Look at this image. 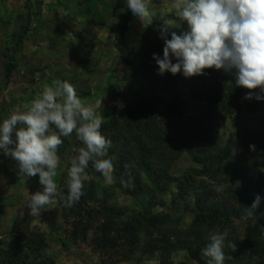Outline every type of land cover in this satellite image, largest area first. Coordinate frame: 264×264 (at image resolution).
Instances as JSON below:
<instances>
[{
    "label": "trees",
    "instance_id": "16d2710c",
    "mask_svg": "<svg viewBox=\"0 0 264 264\" xmlns=\"http://www.w3.org/2000/svg\"><path fill=\"white\" fill-rule=\"evenodd\" d=\"M118 9H122L119 23L111 29L117 41L118 64L123 74H139L145 87L152 91L146 95L142 94V88L141 92L127 91L128 105H112L110 117L104 120L100 134L112 144L105 160L111 159L113 163V186L138 201L141 208L127 212L126 208L112 201L107 186L98 190L95 179H90L85 183L84 196L79 203L67 207L58 198L64 224L73 214V220L68 223L70 231L60 239V244L66 247L80 240L101 257L100 264H105L107 259L119 260L120 254L126 261H131L136 254L152 253H157L160 264H181L172 260L177 250L186 252L196 264H206L208 258L200 252L209 242L205 232L232 227L237 220L241 225V238L236 233L232 237L236 245L234 251L224 248V264H251L247 261L250 253L264 251V237L260 231V226H264V198L256 209H248L257 195L264 197V173L257 178L249 174L251 167L264 169V118L257 120L256 126L253 117L248 118L246 114L264 109V101L244 99L249 91L235 84L232 73H227L221 84L211 81L208 72L204 76H192V81L202 92L191 95H201L206 104V111L199 115L201 126L196 127L197 118L187 121L181 115L184 102L176 86V77L180 73L159 75L152 59L153 53L162 55L161 23L153 21L142 32L138 46L129 48L124 41L130 22L125 0H112V13ZM30 20L28 9L25 22L12 32L3 50L4 87L13 80L17 67L15 55L29 31ZM2 89L0 87V91ZM159 98L166 102L163 110L152 106ZM225 121H229L234 130L223 141L220 128ZM60 138L63 142L57 147V154L63 155L69 150V142L66 136ZM250 145L255 146L254 150H250ZM80 147L83 145L76 144L71 159L78 155ZM185 153L190 155L195 167L174 176L171 168ZM91 167L87 175L96 174L103 181ZM121 177L125 180L131 178V185L123 187ZM211 181H220L227 195L214 199ZM170 185L177 189L172 197L184 198L191 192L196 194L195 218L182 238L174 227L177 221H173L169 214L151 212L156 204L162 203L159 197L168 191ZM62 186L61 192L67 195L65 178ZM7 207L0 198L1 216L5 215ZM248 212L253 214L243 220ZM157 231L161 237L156 236ZM89 234L92 237L88 240ZM8 237L9 242L4 245L0 239V264H24L27 261L54 264L53 257L47 253L48 237L45 233L24 230ZM109 264L117 263L110 261ZM253 264H264V261L259 259Z\"/></svg>",
    "mask_w": 264,
    "mask_h": 264
},
{
    "label": "rangeland",
    "instance_id": "374dc122",
    "mask_svg": "<svg viewBox=\"0 0 264 264\" xmlns=\"http://www.w3.org/2000/svg\"><path fill=\"white\" fill-rule=\"evenodd\" d=\"M111 2L112 0H0V87L3 88L0 91V121L8 118L15 111H25L24 105L29 104L46 85L52 86L55 80L71 83L82 103L91 106L103 122L110 117L114 103L117 107L128 105L127 91L141 92L142 88L144 95L152 91L145 87L144 80L139 74H123L122 67L118 64V50L115 46L117 41L111 29L119 23L122 9L112 13ZM172 2L173 0H151L153 21L162 24L166 18H176L175 10L171 7ZM28 9L31 14L29 31L15 55L17 67L13 80L4 87L3 50L8 45L12 32L25 22ZM185 27L186 25H182L181 30ZM144 30L130 15L124 40L126 47L136 48ZM202 71V76L208 72L211 81L217 84H221L227 78V73L222 70L209 68ZM176 86L184 102L182 117L187 121L197 118L196 127L201 126L199 115L206 111V104L201 99V95H191L200 94L201 89L191 77L185 78L181 73L176 77ZM157 92L161 95V92ZM165 104V100L159 98L152 103V106L157 110H163ZM250 116L256 121L257 126V120L264 118V109H259L254 114H246V117L250 118ZM233 130L231 123L225 121L220 128L222 140L225 141ZM11 135L14 138V133ZM66 139L69 142L67 147L69 150L63 155L57 154L59 164L54 178L60 192L63 190V178L68 179L67 171L76 144L83 145L75 132L66 136ZM190 167L194 168L195 164L192 163L190 155L185 153L175 162L171 173L180 176ZM16 173V162L0 154V198L8 205L5 215H0L2 244L9 242V234L24 230H39L48 237L47 253L53 257L54 264H100L101 257L93 252L88 244L80 240L66 247L60 244V239L70 231L68 223L73 220V214L68 216V221L64 224L59 197L56 203L46 206L39 216L29 215V210L25 207L27 192L33 194L42 191L43 186L38 183V176L25 178ZM263 173L262 168L251 167L249 170L253 178ZM90 179H95L98 190L107 186L112 201L126 208L127 212H135L141 208L138 201L123 195L113 184L106 185L96 174H91ZM209 184L214 190V199H219L223 194L227 195L226 188L220 181H211ZM172 193H177L174 185H170L168 191L161 194L159 199L162 203L156 204L151 212L169 214L173 221H177L174 227L181 233L179 236L182 238V234L189 231L195 218L196 194L189 192L190 194L184 198H178L172 197ZM235 221L232 227L206 231V240H209L210 235L214 233L226 234V239L229 240H232L235 233L241 238V225L237 220ZM156 236L161 237L160 232L157 231ZM91 237L92 235L89 234L88 240ZM250 254V260L247 261L251 264L259 259L264 261V251L259 254L258 251L253 250ZM118 259H107L105 264H109L110 261L117 264H160L157 253L145 256L136 254L131 261H126L120 254ZM172 260L174 263L196 264L186 252L181 250L175 251ZM24 264H32V262L27 261Z\"/></svg>",
    "mask_w": 264,
    "mask_h": 264
},
{
    "label": "clouds",
    "instance_id": "9594fccd",
    "mask_svg": "<svg viewBox=\"0 0 264 264\" xmlns=\"http://www.w3.org/2000/svg\"><path fill=\"white\" fill-rule=\"evenodd\" d=\"M125 3L141 29L153 24L151 0ZM171 7L176 18H166L159 25L162 55H152L158 74L179 72L187 78L202 75L204 69L222 70L234 75L237 86L258 90L247 92L244 99L264 101V0H173ZM182 25H186L183 30ZM24 108L0 121V154L16 162L18 176H38L43 186L42 191L27 192L25 207L29 215L39 216L46 206L56 203L57 197L67 207L79 203L89 180L90 165L106 185L115 182L112 160H105L112 144L100 134L103 119L82 103L71 83L53 81ZM73 132L83 147L71 159L65 195L54 179L59 164L57 147L63 142L60 137ZM249 148L254 150L255 146ZM120 183L129 187L131 178L121 177ZM262 198L257 195L248 209H256ZM252 214L248 212L242 219ZM260 231L264 237V226ZM225 247L234 251L236 245L226 239V234L214 233L200 252L208 258L206 264H224Z\"/></svg>",
    "mask_w": 264,
    "mask_h": 264
}]
</instances>
